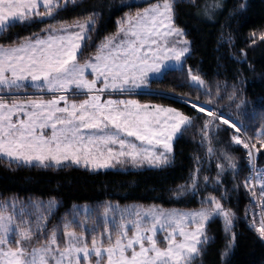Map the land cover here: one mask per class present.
Instances as JSON below:
<instances>
[{
  "label": "snow or ice",
  "instance_id": "6c2138e0",
  "mask_svg": "<svg viewBox=\"0 0 264 264\" xmlns=\"http://www.w3.org/2000/svg\"><path fill=\"white\" fill-rule=\"evenodd\" d=\"M69 2L75 0H64V4ZM175 3L176 0H157L134 14L126 13L117 22V32L105 37L94 57L83 63L77 60V55L83 57L82 45L86 47L91 39L95 27L91 15L83 22L49 25L44 29L47 33L44 38L34 36L11 45L0 44V91L11 93L31 83L37 88L46 85L53 93L72 91L90 96L79 104L69 103L65 95L46 102L26 103L16 99L7 103L0 96V157L44 168L90 165L94 171L121 163L135 167L168 166L172 142L192 125V118L172 107L151 106L150 110L149 105L136 100L108 99L101 103L100 95L91 93L139 89L147 85L150 73H161L170 62L183 65L190 46L188 41L178 39L184 33L174 25ZM61 7V0H0V36L20 24L51 17ZM259 39L264 40V34ZM89 72L94 79L87 78ZM188 77V83L197 90L210 92L205 81L191 69ZM98 82L102 87H96ZM61 101L64 107L59 106ZM187 102L212 118L205 121V137L209 128L218 129L223 124L234 132L231 142L247 150L252 175L244 186L256 196L254 189L259 185L260 227L255 228V223L252 227L264 238V171L256 166L257 155L264 150V129L254 138L255 142L253 138L241 139V127L236 122L211 108ZM46 129L50 134H46ZM207 151H215L210 140ZM224 159L235 172L234 158L224 154ZM218 167L215 183L219 185L225 168ZM196 187L194 175L190 188ZM183 191L181 186L180 194ZM226 197L227 193H222V198ZM54 207L55 201H50L48 211ZM110 211L106 208L103 213L105 223ZM130 215L135 218L128 220L121 213L120 222L114 223L111 230L105 228L100 232L94 228L91 235L78 233L73 230V222H66L60 237L52 230L43 241L36 239L38 246H32L44 216H40L35 226L24 224L21 230V224L13 216L0 211V264H199L212 239L207 226L220 219L224 231L231 234L235 219V213L215 196H208L200 209L191 212L148 209L133 210ZM129 231L133 233L131 236ZM231 239L234 240V235ZM227 247L231 248V240Z\"/></svg>",
  "mask_w": 264,
  "mask_h": 264
},
{
  "label": "trees",
  "instance_id": "16d2710c",
  "mask_svg": "<svg viewBox=\"0 0 264 264\" xmlns=\"http://www.w3.org/2000/svg\"><path fill=\"white\" fill-rule=\"evenodd\" d=\"M157 0H80L59 9L51 20H33L12 27L0 36V44L11 45L40 34L49 25L69 24L89 15L96 21L94 42L117 32L118 21L126 13H135ZM176 0L175 27L190 42L191 53L184 67L170 70L164 78L151 83L152 93L132 95L141 104H159L176 108L192 118L174 144L171 163L158 169L92 171L82 166L43 168L9 164L0 159V198H18L38 202L55 201L59 216H68L76 206L103 203L120 205H157L163 208L198 209L208 196H215L235 213L232 233L224 231L216 219L208 231L211 242L199 264H264V241L250 226V210L256 209L251 192L244 186L252 173L242 146L231 142L234 134L228 126L208 129L211 120L182 102L206 103L240 125L241 138H254L264 129V0ZM188 69L199 75L210 92L197 90L188 83ZM209 140L214 153L207 148ZM257 148L260 147L257 143ZM224 154L234 158L235 172L228 168ZM224 165L220 184H216ZM264 169V150L256 159ZM198 170V171H197ZM197 187L190 188L193 176ZM207 177V182L204 181ZM184 186L183 194H180ZM227 193L222 198V193ZM234 235V240L231 236ZM231 240V248L227 245ZM227 251V255L223 253Z\"/></svg>",
  "mask_w": 264,
  "mask_h": 264
},
{
  "label": "rangeland",
  "instance_id": "374dc122",
  "mask_svg": "<svg viewBox=\"0 0 264 264\" xmlns=\"http://www.w3.org/2000/svg\"><path fill=\"white\" fill-rule=\"evenodd\" d=\"M78 1H80V0H75V2H78ZM207 1H210L211 5H218V3H217L218 0H207ZM61 3L63 4V7H61V8H64L69 4H74L71 2L64 4V0H61ZM41 11H43V8H41ZM52 17L53 16L46 17V18H44V20H46V19L51 20ZM35 20L41 21L42 19L37 18ZM84 20H79V21L83 22ZM69 24H72V23H69ZM59 25H56V26L58 27ZM95 31H96V21H95V27L93 30H91V33H90L91 39L87 41V46L85 47L84 45H82L83 57H81L79 55V53L77 55V60L80 63H83L86 60L91 59L92 57H94V55L97 52V47L101 43L102 40L99 43H96V41L94 42ZM46 35H47V33L45 31H43L42 33L36 34L34 36H39L40 38H44ZM34 36H32V37H34ZM178 39L188 41L189 46H190V42L186 38L185 34L183 37H180ZM190 53H191V47H190L189 53L183 58L184 62L186 61V59L190 55ZM182 67H184V63H183V65H178V64L170 62L169 66L167 68L163 69L161 73H150L147 85L142 86L139 89H132L131 91L124 92V93H120V92H111L110 93L107 90L104 91L103 93H97L94 91L93 93H91V95H97V94L100 95L101 103H104L108 99H112V100H136L132 97V95L142 94V93H152L151 83L153 81L161 80L164 78V75L168 71L181 69ZM86 76L89 80L94 79V76L92 74H90V72L86 73ZM96 87L100 88V87H102V85L98 82ZM60 95L67 96L69 103L74 102L77 104L83 102L85 99L90 98V96L88 94H73L72 91L53 93V92L47 90L46 85L44 86V88H37L35 85H33L31 83H29L24 89L14 91L11 93H9L7 91H0V96H3L5 99V102H7V103H11L13 99H16L17 102H22V103H26L27 100H37V101L42 100V101L46 102L50 99L59 97ZM187 101H191V100L182 99V102L189 105V103ZM192 102H196L198 104H201V105L205 106L206 108H211V106L206 104V103H201L198 101H192ZM144 105H149L150 110H151V106L165 107L163 105L150 104V103H145ZM59 106L64 107L65 106L64 102L61 101ZM223 116H224V118L229 119L227 116H225V115H223ZM13 119H15V117ZM232 122H234V121L232 120ZM238 126H240V125L238 124ZM45 132H46V134H50V130L46 129ZM241 134H244L242 130H241ZM130 139L134 140V138H130ZM177 139L178 138H174V140L172 142L173 151L171 153V161H172V157L174 155V144H175ZM241 139H243V138H241ZM137 143L139 144L138 141H137ZM0 159L6 161L9 164H15L18 166L21 165L16 161H8V159L5 157H0ZM69 165L74 166L75 164H69ZM25 166H28V165H25ZM75 166H77V165H75ZM38 167H41V166H38ZM84 168H88L89 170H92L90 165L88 167H84ZM143 168L158 169L157 167H150L146 164L144 166H141V167H135L129 163H121V164H116L114 167H110L107 169H100V170H96V171H108V170H124L125 171L126 169L136 170V169H143ZM92 171H94V170H92ZM261 171H264V169H261ZM253 184H256V182L253 181ZM254 190L256 192V196H253V195L252 196H253V204L256 207V209L250 210L249 222H250L251 227L255 223V228H259L260 227L259 218H260V213H261V200H260V188H259L258 184H256ZM49 202H47V201L46 202H38L35 200H24V199H18V198H8V199H1L0 198V211H2L5 215L13 216L16 223L21 224V230H23L24 224H29V225L35 226L39 222L40 216H44V222L41 225V231L36 233L33 237L32 246H38L35 243L36 239L38 238L41 241H43L44 239L47 238L48 234L52 230H56L58 237H60L62 235L63 225L66 222H73V230L77 231L78 233L81 231H84L86 235H91V232L94 228L100 232H104L105 228L111 230L114 227V223L120 222V214L121 213H123L124 216L128 218V220L134 219L135 217L130 215L133 212V210L142 212V211H146L148 209H158V210H162L165 212H191V211H195V210L200 209V208H198V209L163 208V207L157 206V205H140V204L120 205L117 203H109L108 202V203H103V204L96 205V206H90V205L76 206L73 208V211L68 216H59V214L56 212V209H57L56 203H55V207L52 208L50 211H48ZM223 206L226 209H228L224 204H223ZM106 208H110L111 211L109 212V217L107 219V222L105 223V217H104L103 213H104ZM113 217H115V221L113 220ZM233 223H234V221H233ZM209 225L207 226L208 234H209V231H208ZM252 228L255 231L254 227H252ZM255 232L260 237L259 233L257 231H255ZM132 234H133L132 231H129V236H131ZM209 236L212 238V236L210 234H209ZM157 238L159 240H162V237L159 235ZM261 239L264 241V238H261ZM161 246H163V244H161Z\"/></svg>",
  "mask_w": 264,
  "mask_h": 264
}]
</instances>
